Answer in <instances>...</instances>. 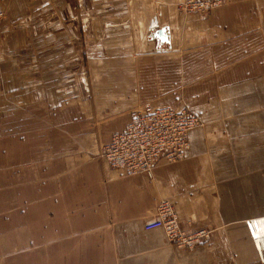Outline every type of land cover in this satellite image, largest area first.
Here are the masks:
<instances>
[{"label":"crops","instance_id":"1","mask_svg":"<svg viewBox=\"0 0 264 264\" xmlns=\"http://www.w3.org/2000/svg\"><path fill=\"white\" fill-rule=\"evenodd\" d=\"M0 3V264H264V0ZM189 109L186 161L98 157L133 117ZM195 250L147 232L162 200Z\"/></svg>","mask_w":264,"mask_h":264},{"label":"built area","instance_id":"2","mask_svg":"<svg viewBox=\"0 0 264 264\" xmlns=\"http://www.w3.org/2000/svg\"><path fill=\"white\" fill-rule=\"evenodd\" d=\"M7 0H0V3ZM223 4V0H185L180 4L183 15H207ZM201 116L189 109H155L138 113L126 129L103 146L98 157L121 175L152 174L163 160L181 163L188 159L194 130H204ZM145 231H163L169 243L183 250H193L210 238L205 230L186 231L181 224L177 206L162 200L153 214L143 221Z\"/></svg>","mask_w":264,"mask_h":264},{"label":"rangeland","instance_id":"3","mask_svg":"<svg viewBox=\"0 0 264 264\" xmlns=\"http://www.w3.org/2000/svg\"><path fill=\"white\" fill-rule=\"evenodd\" d=\"M218 7H219V6H218ZM216 8H217V7H216ZM216 8H214V9H216ZM214 9H213V10H214ZM179 10H180V6H179ZM213 10H212V11H213ZM212 11H211L209 14H207V15H210V14L212 13ZM180 12H181V11H180ZM192 15H193V14H192ZM207 231L210 233V237H211V231H209V230H207ZM208 240H210V238H209ZM208 240H207V241H208ZM207 241H205L202 245H204ZM172 245H173V244H172ZM202 245H201V246H202ZM175 247H176V246H175ZM199 247H200V246H199ZM199 247H197V248H199ZM177 248H178V247H177ZM197 248H196V249H197ZM178 249H180V248H178ZM181 250H183V249H181ZM193 250H195V249H193Z\"/></svg>","mask_w":264,"mask_h":264}]
</instances>
